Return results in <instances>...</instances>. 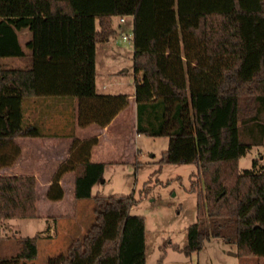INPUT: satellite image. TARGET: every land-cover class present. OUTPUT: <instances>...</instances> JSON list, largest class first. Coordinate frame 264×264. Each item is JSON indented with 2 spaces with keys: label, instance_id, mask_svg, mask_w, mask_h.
<instances>
[{
  "label": "trees",
  "instance_id": "1",
  "mask_svg": "<svg viewBox=\"0 0 264 264\" xmlns=\"http://www.w3.org/2000/svg\"><path fill=\"white\" fill-rule=\"evenodd\" d=\"M0 5V167L20 155L17 139L43 135L25 122V98H76L80 126H106L128 106L129 93L97 90L96 46L115 33L114 16L132 15L137 132L169 136L162 163L198 167L197 220L182 250L222 237L264 264V166L254 158L239 167L264 144V0H31L29 13L16 0ZM16 57L27 63L4 60ZM97 141L76 138L46 191L62 199L60 179L75 169V196L95 203L83 237L48 264H146L145 217L131 213L137 199L93 195L106 168L91 158ZM36 184L34 175L0 174V220L37 216ZM39 236H20L19 251L0 264L35 258Z\"/></svg>",
  "mask_w": 264,
  "mask_h": 264
},
{
  "label": "rangeland",
  "instance_id": "2",
  "mask_svg": "<svg viewBox=\"0 0 264 264\" xmlns=\"http://www.w3.org/2000/svg\"><path fill=\"white\" fill-rule=\"evenodd\" d=\"M113 26L116 31L110 41L96 46V87L100 91L103 83L110 81V75L112 85L105 91L132 92L135 88L133 39H123L122 35L133 36V16L127 15L125 21L114 16ZM4 60L12 65L27 61L26 58ZM133 103L124 118L129 123L124 127L125 132L136 118ZM135 136V144L125 142L111 154L110 159L117 161L106 163L103 177L93 187V195H133L137 199L131 213L145 217L146 264H259L255 256L239 255L237 244L222 237H212L203 248L189 255L182 250L187 241V228L197 220V194L191 187L199 184L198 167L193 163L161 162L170 143L169 136L144 133ZM254 158L264 166V144L251 147L241 156L240 169L251 168ZM72 196L68 190L66 203L50 208L54 213L66 214L62 222L14 217L8 218L5 226L0 223V255H15L20 249L19 237L36 234L40 235L37 256L20 264H48L50 257L67 252L70 243L83 237L95 220L93 198L75 201Z\"/></svg>",
  "mask_w": 264,
  "mask_h": 264
},
{
  "label": "crops",
  "instance_id": "3",
  "mask_svg": "<svg viewBox=\"0 0 264 264\" xmlns=\"http://www.w3.org/2000/svg\"><path fill=\"white\" fill-rule=\"evenodd\" d=\"M17 1L18 9L16 10L20 12L23 8L26 13H29V3L31 0H16V2ZM13 10L15 9H11L10 13ZM23 35H26L24 39L22 38ZM29 36L30 31L27 28L19 31V37L22 44H25ZM110 37L104 41H110ZM112 78L113 77L109 75L110 81L103 83L99 92H120L105 91L111 87ZM126 93H129L130 95L128 106L121 110L106 126H100L95 123L89 124L87 126H80L78 124V100L76 98L34 96L25 98L23 100L25 122L38 124L41 127L43 135L37 137H22L17 139L21 147L20 155L12 164L0 167V174L34 175L36 177L37 216L23 218L39 220L45 219L54 221L55 223H58L59 220H61L62 222L63 219L65 220L66 214L54 213L50 211V208L57 204L60 205L66 203L68 190H70L72 193V197H74L75 201L80 199L75 196V176L77 172L75 169L65 171L60 179V183L65 189V195L62 199L52 200L46 196V191L52 182L53 176L57 173L59 167L69 159L71 152L70 147L76 138L84 140L96 136L98 141L92 147L91 158L92 160L104 161L106 163L117 161L110 159L112 158L111 154L119 150L123 144H135V135L140 134L137 132L135 126L136 118H134V124H131L130 122L128 132L124 131L126 123L129 124L128 122H125L126 120H124L126 111L129 109V106L133 103V101L136 114L135 88L132 92ZM132 128H134V130ZM135 151H139V148L136 145ZM80 167L81 166H79L78 170ZM68 209L69 208L65 209V211ZM71 213L73 215L75 210L74 213ZM71 213L69 215H71ZM7 219L8 218L1 219L0 223H2V225L4 224L3 226H5V224L8 223ZM26 264H29V262Z\"/></svg>",
  "mask_w": 264,
  "mask_h": 264
},
{
  "label": "built area",
  "instance_id": "4",
  "mask_svg": "<svg viewBox=\"0 0 264 264\" xmlns=\"http://www.w3.org/2000/svg\"><path fill=\"white\" fill-rule=\"evenodd\" d=\"M120 20H121V21H125V16H121V17H120ZM122 37H123V39H133V36H130L128 33H124V34L122 35Z\"/></svg>",
  "mask_w": 264,
  "mask_h": 264
},
{
  "label": "water",
  "instance_id": "5",
  "mask_svg": "<svg viewBox=\"0 0 264 264\" xmlns=\"http://www.w3.org/2000/svg\"><path fill=\"white\" fill-rule=\"evenodd\" d=\"M103 181V180H102ZM232 254H236V252H231Z\"/></svg>",
  "mask_w": 264,
  "mask_h": 264
}]
</instances>
